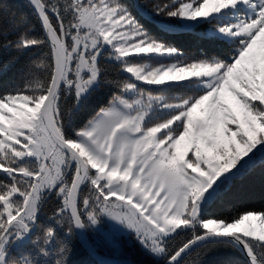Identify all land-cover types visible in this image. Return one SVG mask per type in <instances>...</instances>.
Instances as JSON below:
<instances>
[{
  "label": "snow or ice",
  "instance_id": "obj_1",
  "mask_svg": "<svg viewBox=\"0 0 264 264\" xmlns=\"http://www.w3.org/2000/svg\"><path fill=\"white\" fill-rule=\"evenodd\" d=\"M29 2L42 32L23 18L0 25L3 48L35 57L23 87L0 90V264H65L76 231L104 218L163 264H199L187 258L209 240L264 264V209L238 210L230 196L233 180L264 162V0L143 4L227 40L201 57L152 36L122 0ZM109 60L130 76L110 80ZM107 84L118 92L76 126L86 94ZM251 220L259 231L240 227ZM26 237L33 251L13 255Z\"/></svg>",
  "mask_w": 264,
  "mask_h": 264
},
{
  "label": "trees",
  "instance_id": "obj_2",
  "mask_svg": "<svg viewBox=\"0 0 264 264\" xmlns=\"http://www.w3.org/2000/svg\"><path fill=\"white\" fill-rule=\"evenodd\" d=\"M122 2L152 36L166 45L177 48L185 57L220 55L226 50L221 47L228 43L226 40L204 35L199 31V29H202L206 24H198L193 28L177 29L172 25L175 23H167L163 18L156 17L143 7L145 2H153V0H122ZM19 18L25 19L34 32H42L39 21L27 0H0V25H4L7 21L12 19ZM156 20L164 21L166 24H169L170 27L163 28ZM3 43L4 41H0V90L6 86L16 84L17 81H19L18 86L23 87L24 82L19 79L21 70L30 59L35 57L17 58L14 52L2 47ZM107 54L108 50L106 49L104 52L105 58H107ZM36 55L38 56L39 53ZM108 62L111 67L108 73V78L110 80L128 78L122 71H119L118 62L112 60ZM153 90L158 92L171 91L176 92L177 95L181 94L178 90L167 86H160ZM115 92H118V88L113 84L100 87L95 86L90 89L89 93L86 94L83 99V105L77 112L73 123L76 126L82 125L84 121L96 112V110L106 105L108 99ZM69 103H71L70 100ZM230 196L234 207L238 210L264 209V162L257 161L254 165L245 168L244 174L233 180ZM55 201L56 198L53 194L44 209L45 220L47 219V215L51 214ZM85 231L95 248L105 256L110 255L117 259H128L138 264L163 263L162 260L147 253L140 246L133 233L128 235L119 234L115 237V244L113 246L103 244L104 246L102 245L101 247L95 243L93 235L87 228ZM34 238L35 237H26L19 242H14L12 254L19 256L31 253L34 247L32 244V239ZM206 247H211V250L208 252L201 251L199 255L194 251L187 259L196 260L199 264H247L245 257L235 247L230 245L213 246V242H209L197 248L202 250ZM70 248L71 251L65 264H101L95 261L84 250L75 235L70 240ZM106 249H108V252H106Z\"/></svg>",
  "mask_w": 264,
  "mask_h": 264
},
{
  "label": "rangeland",
  "instance_id": "obj_3",
  "mask_svg": "<svg viewBox=\"0 0 264 264\" xmlns=\"http://www.w3.org/2000/svg\"><path fill=\"white\" fill-rule=\"evenodd\" d=\"M134 1H137V0H134ZM156 21L163 28L170 27V25L166 24V22H164V21H161V20H156ZM198 24H201V23H198V22H195V21H190V22H187V23L178 22V23H175V24H172V25H174L173 27L177 28V29H185V28H193L194 26H196ZM209 28H210V25L206 24V25L203 26L202 29H199V31L202 34H204V35H208ZM261 46H262V42H261V40H258L257 46H256V50L258 51L261 48ZM107 56H108V54H107ZM112 61H115V60H112ZM124 74L127 77L130 76V74H127V73H124ZM185 75H187V74H185ZM132 79H134V78H132ZM145 87H156V86H147V85H145ZM160 93H162L164 95H167V96L168 95H170V96L171 95H177L176 92H171V91L160 92ZM183 147H184V143L182 142V144L180 146V150H183ZM189 155H191V152H189ZM245 160H247V158H245ZM239 167H240V165L237 166V168H239ZM233 171L235 172L236 169H234ZM248 224H251L254 228L257 229V231H259L260 225H259V221H257V220L246 221L245 224L241 225L240 227H246ZM87 229L93 235V237L95 239V243L98 246H101V247H102L103 244H107L108 246H113L115 244L114 239L119 234L128 235V234L132 233L130 230L124 228L123 226L117 225L114 221H110L107 218H104L102 223L99 226L87 227ZM106 252H108V249H106ZM106 256L107 257L109 256L110 258H114L113 256H110V255H106Z\"/></svg>",
  "mask_w": 264,
  "mask_h": 264
},
{
  "label": "water",
  "instance_id": "obj_4",
  "mask_svg": "<svg viewBox=\"0 0 264 264\" xmlns=\"http://www.w3.org/2000/svg\"><path fill=\"white\" fill-rule=\"evenodd\" d=\"M28 3L30 4L29 0H27ZM31 6V5H30ZM75 236L77 237L78 242L80 245L84 248V250L97 262L101 264H138L134 263L128 259H117V258H110L107 257L103 254H101L95 246L92 244L91 240L89 239L85 229L84 230H77ZM224 239V238H220ZM212 242L211 240L209 241H202L200 244H198L196 247L203 245L205 243ZM247 260V257L239 251ZM163 264V263H162Z\"/></svg>",
  "mask_w": 264,
  "mask_h": 264
}]
</instances>
